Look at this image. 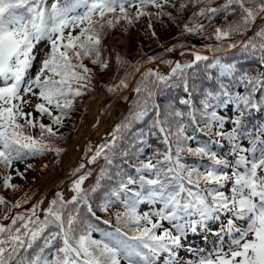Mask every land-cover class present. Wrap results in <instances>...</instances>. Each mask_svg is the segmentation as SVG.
Segmentation results:
<instances>
[{
	"label": "snow or ice",
	"instance_id": "snow-or-ice-1",
	"mask_svg": "<svg viewBox=\"0 0 264 264\" xmlns=\"http://www.w3.org/2000/svg\"><path fill=\"white\" fill-rule=\"evenodd\" d=\"M166 3L168 0H163ZM193 3H205V0H193ZM211 3L212 0H206V5ZM163 4L160 0H135L137 16L149 15L143 11L149 5L161 8ZM133 6L134 0H54L50 4L47 0H0V165L7 169L27 153L43 152L48 149L43 133L56 135L43 123L39 124L40 139L25 134L24 126L35 127L36 122L33 119H25L24 124L18 122L19 118L32 115L22 110L21 105L27 103L22 93L26 95L33 86L37 87L44 103H37L36 111L46 113L53 124L59 125L66 115L64 110L72 107L68 97L80 96V88L86 84L79 82L91 81V69L74 60L94 57L92 64L107 68V62L101 61L99 45L105 25L113 26L108 14H113L117 22L123 18L131 23L127 9ZM218 14L238 17L215 29L218 41L233 33L243 35L259 22L255 36L260 38L259 48L264 51V0H224L218 7H201L193 15L212 21ZM69 28H78L79 33L65 34ZM203 29L204 25L199 23L184 26V31L189 33ZM45 40L50 51L35 79L27 78L34 50ZM248 44L256 47L251 38ZM207 59L195 55V61ZM192 67L193 64L177 63L170 74L183 82L187 98H181L179 104L186 106L187 111L171 102L163 110L155 104L150 109L148 99L154 93L149 91L136 113L139 120L150 110L156 112L149 133L142 132L139 143L148 146L146 137L159 135V142L165 147L154 149L144 159H140L144 149L137 148L133 153L138 160L135 175L125 173L127 179L121 177L118 187L98 205L101 212H107L116 201L122 205L123 211L115 213L114 231H104L82 219L81 205L96 220L100 218L89 203V192L81 188L86 178L81 176L72 186L76 195L65 201L57 193L58 200L44 209L43 219L37 214L39 205H33L27 215L16 213L3 217L11 222L0 223V264H181L177 250L182 247L186 226L195 231L197 224L216 218L219 213L231 216L227 249L220 246L188 264H264V122L253 126L254 133L247 127L253 112H264V73L242 74L239 82L244 86L243 93H233L222 83L212 90L204 88L197 105L194 93L199 86L190 88L184 71ZM221 70L222 75H230L233 67L222 65ZM45 72L50 75L44 76ZM145 76H155L156 82L166 86L170 79L151 70ZM73 82H77V87L73 88ZM120 83L126 86L124 80ZM136 91L141 89L137 87ZM46 104L54 105L61 115L53 116ZM221 108L226 109L225 114H218L217 109ZM153 128L157 131L152 132ZM198 134L207 139L198 138ZM244 140L250 147L243 146ZM221 141H226L229 147L226 154L214 150L223 147ZM189 142H195L196 146H190ZM55 151L59 153L61 149ZM102 151L98 148L88 162H94ZM187 157L194 158L193 162H187ZM105 160L109 165L113 163L107 155ZM83 167L81 164L80 168ZM10 180L11 176L3 178L5 188L15 187ZM4 203L0 197V204ZM20 205L17 201L12 207ZM68 205L74 207L68 210ZM141 205H148L150 210L139 211ZM192 216H199V220L186 219ZM161 221L172 224L175 234L169 228L157 233L162 228ZM237 221L244 226L237 228ZM94 232L100 233L99 239L93 237Z\"/></svg>",
	"mask_w": 264,
	"mask_h": 264
},
{
	"label": "trees",
	"instance_id": "trees-1",
	"mask_svg": "<svg viewBox=\"0 0 264 264\" xmlns=\"http://www.w3.org/2000/svg\"><path fill=\"white\" fill-rule=\"evenodd\" d=\"M54 0H47V3H52ZM163 4V0L161 2ZM224 3V0H212L210 5L205 3H193V0H168V3L163 4L161 8H155L151 5L143 9V11L149 13V15L137 16L134 6L127 9L129 13V19L131 23L125 21L123 18L119 21L120 32L123 36L129 38V44L127 46L126 55H118L114 59V64L112 69L105 72V69H101L99 64H92L91 59L93 58H83L81 61L86 67L91 69V77L98 74H105L101 78V82L104 85H109L111 92L106 96L103 104L108 103L114 96L125 91L127 85L131 81L134 74L138 69L149 61V57H157L165 52L182 47L185 45H195L197 47L207 49L212 53H218L225 49L230 48L228 45L236 44L238 41L243 39L242 45L237 46L225 53L207 56V60L195 61L192 68L185 69V73L188 77L189 87L192 85H197L198 90L194 93L196 96V103L198 105L199 99L202 98L201 92L204 88L212 90L218 88L222 83L227 90L231 92L245 91L243 84L239 82V77L248 73L250 75H256L257 73H264V51H261L259 44L261 42L259 37L255 36V32L259 30V22L257 26H254L248 32L243 35L239 33H233L227 38H222L217 40L215 38V29L217 27H225L227 21L238 18L236 14L232 16L225 17L223 14H218L212 21H209L206 17L194 16L193 14L201 7L210 6L218 7ZM184 4L185 7L181 8L180 5ZM117 15L119 10H117ZM108 19H113V26L108 27L105 25L104 29L101 31L100 40L104 39L108 33L114 31L115 23L117 22L113 18V14H108ZM203 24L204 29L202 32L189 33L184 31V26L187 24L192 26L193 24ZM67 34V33H66ZM77 35L78 33H72ZM251 38L252 43L256 44L253 48L251 44H248ZM67 42L66 40L64 41ZM245 44H248L245 47ZM101 52V50H100ZM48 52L44 53L43 58H46ZM119 58V59H118ZM101 61L107 62L108 58L105 57L101 52ZM211 65V67H209ZM231 65L233 67V72L230 75H222L221 66ZM40 67H32L29 70L27 78L35 79L37 72ZM82 71V69H78ZM149 72V69H142L134 82L131 90L125 92L122 96L127 100V107L125 114L120 118L112 128V140L109 141L101 153L103 161L101 162L98 171L95 174L93 182L84 189L89 192V203L92 205L96 215L100 218L96 220L90 214L87 213L86 208L81 205L80 215L82 219L89 220L97 227L106 231H114L116 225L115 213L118 211H123V207L119 201H116L113 206L107 212L99 211L98 205L103 201L105 195L109 193L112 189L118 187V182L121 177L125 180L127 176L125 173L135 175V165L138 164V160L133 153L136 152L137 148H143V153L140 154V159L147 158L152 155L154 149H164V145L159 142V135L153 136L148 135L146 137L148 141V146L139 143L141 139V133H149L150 125L156 118L155 110H150L147 115L141 119H136V113L140 111L141 107L144 105L145 99L148 98V92L151 91L154 95L148 99V107L151 109L152 105H158L161 110L165 108L168 103H173L176 107L187 111L186 106L179 104L181 98H187V93L183 90V82L175 77H171V73L168 75L170 79L167 82V86L163 83L156 82L155 76H145ZM153 73H158L163 75L161 72L157 71ZM44 76H49L50 73L45 72ZM166 76V75H165ZM43 78V77H42ZM53 79H59V77H52ZM124 80L126 86L121 85L120 81ZM80 84H86V87H81L80 96H69L68 98L72 100V107L70 109H65L66 115L63 116L62 122L57 125L52 123L51 117L46 113L41 114L35 109L37 103H44V101L39 97V89L35 86L32 88V92L27 93L22 97L27 103L21 105L22 110L25 113H32L31 117L19 118L18 122L24 124L25 119H33L36 122L35 127L24 126L23 131L25 134L31 135L36 139L41 138V129L39 127L40 123L50 126L56 133L54 136H49L45 131L43 133L44 141H51L55 145H64L68 142L69 137L73 129L77 126L78 122L83 118L82 111V101L84 97L90 92V82L81 81ZM77 87V82H73V88ZM139 87L140 92L136 89ZM19 103V101H16ZM52 112L53 116H60V110L56 109L54 105H45ZM264 112H253L252 117L255 115H261ZM250 124L249 129L254 130ZM152 132H156V129H151ZM198 138L207 139L201 134H198ZM190 146L195 147V142H189ZM27 152V150H25ZM127 152L128 155L125 156L123 153ZM105 155L112 159L113 163L109 165L105 160ZM36 156L32 153H27L23 159L13 161L10 170L11 180L10 184L18 186L21 184L23 179L27 176L31 165L35 162ZM194 158L187 157V162H193ZM103 169V172H102ZM120 173L118 176L117 173ZM4 176L0 174V190L2 189H12L5 188L3 185ZM99 181V183H98ZM135 188V186H130ZM95 188L96 191L92 192L91 189ZM115 199V198H113ZM53 200H58L55 196ZM5 203L2 204V214L10 215V207H6ZM74 206L68 205V210H71ZM16 213H22L27 215L28 211L25 209L16 210L12 216ZM104 220H109V224H104ZM11 221L3 224H8ZM1 223V222H0ZM19 226V222L17 224ZM55 230V229H52ZM96 239L100 238V233H97ZM59 244H57V247Z\"/></svg>",
	"mask_w": 264,
	"mask_h": 264
},
{
	"label": "rangeland",
	"instance_id": "rangeland-1",
	"mask_svg": "<svg viewBox=\"0 0 264 264\" xmlns=\"http://www.w3.org/2000/svg\"><path fill=\"white\" fill-rule=\"evenodd\" d=\"M122 39L124 41V48L123 49H116L114 46H112L109 43V39H108L102 45L103 50L108 55L115 54L116 52H125V51H127V46L129 44V38L122 37ZM42 44H43V41L40 42L38 44V46H40ZM38 46L36 47V49H38ZM36 49L34 50V53H35ZM34 53H33V56H34ZM195 53L196 54H199V55H203L204 54L201 51H196ZM94 89H95V87H94ZM97 89L98 90H101L102 88L97 87ZM113 103L114 104L112 106L111 105H108V106L104 107V109L107 108V111L102 114V117L103 118H107L108 117L109 113L111 112V109L115 105H120V106L123 105V102L121 100H117V101H115ZM89 110H90V107L87 106V108L85 109V115H84L83 123L78 125V127L76 128V130L74 131V133H76V131L78 130V128L80 126L88 125V123H89V119H88ZM225 113H226V109H222V111L218 112V114H225ZM227 114H231V113H227ZM102 117L99 119V121L101 119H103ZM89 126H91V124ZM91 132H92V134L89 135V137L86 138L84 142L91 141V142H93L92 144L94 145L98 140H100L101 137L100 138H96L95 136H93L95 131L94 130L93 131L91 130ZM72 135L70 137V142L65 146V148L62 149V153H63L62 155H60V156L57 157L55 155V153L53 152L52 155H50V158H51L52 161L51 160L47 161V159L45 160L44 159L45 158L44 155L39 156L38 163L35 165V167H34V169L32 171V178H31L30 182L28 184H26L24 187L18 188V189L14 190L12 192V196L14 198V202L20 201L21 204H23V205H25L27 207H32L34 205V203H36V199L38 198V196H40V194L43 192V190L45 191L46 189L50 188V186H52V183L53 182L57 181V179H59L60 177L63 176V174H62L61 176H59L58 178H56L49 185L43 184V177H44V175L49 170H51L53 168L60 169L61 166L65 163L68 154L72 151V149H71V139H72ZM87 145H89V143ZM74 149H75L74 152H75L76 155L77 154L80 155V153L83 152V149L82 148H79L78 146H76ZM78 160L79 159H77V161ZM81 176H86V174H84L83 172H81V175H78L75 178H73V180H72V182H71L70 185L73 186L74 181L78 180ZM64 186H66V185H64ZM53 190L54 189H52V191ZM25 200L27 201V203H24ZM140 210L141 211H149L150 209H149V206L148 205H141L140 206ZM243 226L244 225L241 224L239 221L236 224V227L237 228L243 227ZM223 228L226 229V230H228V222L224 224ZM229 243H230V236L228 237L227 242L223 245V247L225 249H227ZM187 259L188 260H185V261H187L185 263L183 261H180L181 264H188V261H190V260L191 261H195V259H192V258H187Z\"/></svg>",
	"mask_w": 264,
	"mask_h": 264
},
{
	"label": "bare ground",
	"instance_id": "bare-ground-1",
	"mask_svg": "<svg viewBox=\"0 0 264 264\" xmlns=\"http://www.w3.org/2000/svg\"><path fill=\"white\" fill-rule=\"evenodd\" d=\"M109 43L114 46L116 49H123L124 48V41L120 35H113ZM190 55H183L180 53L178 55L179 59L181 60H186L189 59ZM103 96V91L102 90H97L94 93L91 94V96L88 97L87 99V104L90 107L89 110V123L88 125L85 126H80L79 129L76 131V133L73 134L72 140H71V149L72 151L68 154L67 159L65 163L61 166L60 169L58 168H53L49 170L43 177V184L48 185L51 182H53L56 178L64 174L68 167L75 162V160L78 158V154L76 155L74 152V148L76 146L81 147L83 144V141L88 138L89 135H91V126L96 120H97V107L99 106L100 99ZM120 111V105H116L115 108L112 109V111L109 113L107 118H103L100 120L95 128V132L93 136H102L104 135L110 124L114 121V119L118 116ZM67 194L71 193V189H67L65 191Z\"/></svg>",
	"mask_w": 264,
	"mask_h": 264
}]
</instances>
